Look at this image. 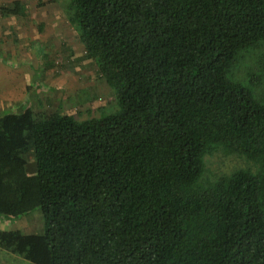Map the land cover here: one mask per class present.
I'll use <instances>...</instances> for the list:
<instances>
[{
	"label": "trees",
	"instance_id": "1",
	"mask_svg": "<svg viewBox=\"0 0 264 264\" xmlns=\"http://www.w3.org/2000/svg\"><path fill=\"white\" fill-rule=\"evenodd\" d=\"M63 9L120 110L0 111V216L44 217L42 234L0 230V247L36 264H264V0ZM218 150L250 166L214 173Z\"/></svg>",
	"mask_w": 264,
	"mask_h": 264
},
{
	"label": "rangeland",
	"instance_id": "2",
	"mask_svg": "<svg viewBox=\"0 0 264 264\" xmlns=\"http://www.w3.org/2000/svg\"><path fill=\"white\" fill-rule=\"evenodd\" d=\"M3 1L7 3V0ZM23 1L28 5L29 15L13 18V32L4 33L0 37V57L5 64V83L11 81V78H20L27 65L33 72L30 85L34 97L32 95L29 102L21 104H30L35 100L34 103L38 101L37 105L34 104L35 109L46 112L59 110L72 114L79 120L100 118L119 112L120 105L114 88L99 75L95 62L85 55L79 34L66 17L63 8L70 0ZM6 23L9 22L3 20V26ZM7 29L10 27H3L4 32ZM250 62L248 56H244L235 71L242 83L248 87L251 86L247 76V65ZM9 66H15L13 71L17 68L10 78L8 71L12 69ZM233 155L218 150L208 156L210 171L221 173L250 166L245 158ZM24 157L27 160V172L37 173L35 152L31 150ZM27 218L29 223L35 221L37 227L44 226L40 209ZM28 221L22 223V220L15 219L14 223L27 225Z\"/></svg>",
	"mask_w": 264,
	"mask_h": 264
},
{
	"label": "crops",
	"instance_id": "3",
	"mask_svg": "<svg viewBox=\"0 0 264 264\" xmlns=\"http://www.w3.org/2000/svg\"><path fill=\"white\" fill-rule=\"evenodd\" d=\"M13 0H7V3L3 0H0V7L1 6H11ZM5 4V5H4ZM22 16V15H1L0 14V37L4 35V33H12V21L13 18ZM24 17V16H22ZM3 20H6L9 23H6L5 26H3ZM11 21V22H10ZM3 27L10 29H7L5 32L3 31ZM3 37V36H2ZM1 46V43H0ZM0 57V111L9 109V110H16L19 107L21 103L27 102L28 99L31 97V94L29 96L30 90L28 89V86H30V83L33 80V72L30 71L29 65L25 66L21 72L20 78H11L12 80L5 83L4 79V73H5V64L4 61H1ZM10 69L15 68V66H9ZM17 71V68L13 71V69L8 71V77L13 76V74ZM26 71V73H25ZM29 96V97H28ZM5 104V106H3ZM11 106V107H10ZM24 105H22L23 107ZM36 211L31 212L27 215H24L19 218H5L0 216V230H16L20 229L25 233L28 234H42L44 232V226L37 227L36 222L32 221V223H29L28 216L33 215V213H36ZM22 220V223H25L28 221L27 225H23L22 223H14V220ZM38 228V229H37ZM25 230V231H24ZM0 264H36L34 262H31L19 255H16L2 247H0Z\"/></svg>",
	"mask_w": 264,
	"mask_h": 264
}]
</instances>
